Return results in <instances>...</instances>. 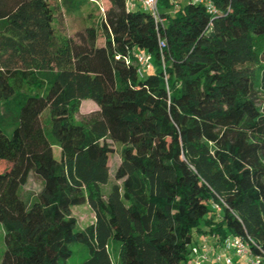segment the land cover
I'll use <instances>...</instances> for the list:
<instances>
[{"label": "trees", "instance_id": "trees-1", "mask_svg": "<svg viewBox=\"0 0 264 264\" xmlns=\"http://www.w3.org/2000/svg\"><path fill=\"white\" fill-rule=\"evenodd\" d=\"M107 1L102 47L88 28L54 48L45 0H0V102L18 141L0 173V264H65L73 243L82 264H186L196 235L264 251V0H209L213 14L158 0L161 26ZM135 51L151 58L142 77ZM83 100L98 110L77 123ZM112 144L120 184L104 195ZM83 204L94 223L75 231L68 211Z\"/></svg>", "mask_w": 264, "mask_h": 264}, {"label": "rangeland", "instance_id": "rangeland-1", "mask_svg": "<svg viewBox=\"0 0 264 264\" xmlns=\"http://www.w3.org/2000/svg\"><path fill=\"white\" fill-rule=\"evenodd\" d=\"M77 2L82 3L77 10ZM109 8L107 0H73L72 4L64 6L60 0H45L44 9L46 13L47 23L50 33L51 45L55 48L66 40L70 39L79 42V37L85 34V30L91 28L96 33V46L102 47L104 45V31L102 28L103 14ZM98 110L96 104L91 100H83L80 102L79 110L74 115V120L77 123L86 121L90 114ZM48 112L42 116V122H45ZM0 129L4 136L11 137V140L1 138L0 140V173L6 171L10 167L18 147L16 132L14 131L13 119L3 115V106L0 102ZM113 153L108 159L109 181L102 186V193L107 195L112 185L120 184L115 181L114 172L120 162V144H112ZM54 157L58 158L59 151L53 148ZM40 189V183L34 177L21 188L20 196L23 201L30 204L35 194ZM70 217L76 221V230L80 231L87 226L94 223V214L87 204L81 206L71 207L68 211ZM3 228L0 225V260L4 252L3 243ZM71 256L67 259L65 264H82L88 258V252L82 244L73 243L69 245ZM110 253L113 262L117 261L118 245L112 247L110 244Z\"/></svg>", "mask_w": 264, "mask_h": 264}, {"label": "built area", "instance_id": "built-area-1", "mask_svg": "<svg viewBox=\"0 0 264 264\" xmlns=\"http://www.w3.org/2000/svg\"><path fill=\"white\" fill-rule=\"evenodd\" d=\"M195 4L205 7L209 14L214 8L209 0H192ZM127 10L143 9L148 12L156 25H162L163 19L159 14L158 0H124ZM166 47L165 39L158 37V48L161 52ZM137 66V74L142 77L145 72L152 70L151 58L146 53H132ZM213 210L220 212L219 206L213 204ZM186 264H264V251L251 239L230 236L219 242L214 236L204 235L200 242L191 247V257Z\"/></svg>", "mask_w": 264, "mask_h": 264}, {"label": "crops", "instance_id": "crops-1", "mask_svg": "<svg viewBox=\"0 0 264 264\" xmlns=\"http://www.w3.org/2000/svg\"><path fill=\"white\" fill-rule=\"evenodd\" d=\"M202 238V236H195V242H194V244L193 245H196V244H198L199 242H200V239Z\"/></svg>", "mask_w": 264, "mask_h": 264}]
</instances>
